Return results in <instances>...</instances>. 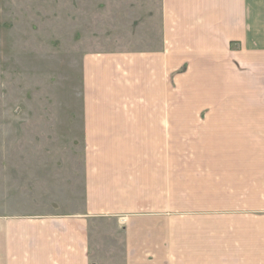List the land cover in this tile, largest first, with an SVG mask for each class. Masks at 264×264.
<instances>
[{
    "label": "crops",
    "instance_id": "crops-1",
    "mask_svg": "<svg viewBox=\"0 0 264 264\" xmlns=\"http://www.w3.org/2000/svg\"><path fill=\"white\" fill-rule=\"evenodd\" d=\"M160 32L83 58L82 212L1 215L0 264H264V0H161Z\"/></svg>",
    "mask_w": 264,
    "mask_h": 264
},
{
    "label": "rangeland",
    "instance_id": "rangeland-1",
    "mask_svg": "<svg viewBox=\"0 0 264 264\" xmlns=\"http://www.w3.org/2000/svg\"><path fill=\"white\" fill-rule=\"evenodd\" d=\"M160 13L161 0H0V216L82 212L83 58L157 50Z\"/></svg>",
    "mask_w": 264,
    "mask_h": 264
}]
</instances>
